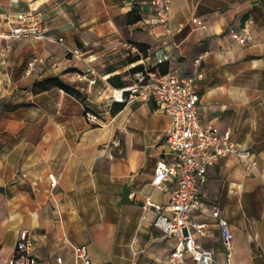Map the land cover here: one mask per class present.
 I'll use <instances>...</instances> for the list:
<instances>
[{"label":"crops","instance_id":"0c3cea01","mask_svg":"<svg viewBox=\"0 0 264 264\" xmlns=\"http://www.w3.org/2000/svg\"><path fill=\"white\" fill-rule=\"evenodd\" d=\"M168 2L166 31L152 22L150 0H0V32L27 8L40 10L44 25L41 39L0 44V264L24 228L37 264H56L58 256L73 261L72 248L81 244L90 264H168L173 244L153 227L155 212L141 201L149 196L164 204L174 185L151 184L157 160L174 158L165 142L171 117L140 98L110 114L114 89L132 83L130 68L139 63L159 73L163 67L202 74L195 84L199 124L230 128L255 165L236 156L209 165L199 183L206 210L192 216L210 221L217 204L228 222L229 256L218 230L203 239L214 250L213 264H264V0ZM133 7L140 19L127 23ZM245 24L252 38L239 44L229 29ZM134 43L146 44L147 55L123 64L138 53L128 48ZM156 49L167 59L155 67ZM115 74L122 87L109 83ZM51 77L81 96L57 86L33 91L36 81ZM87 110L96 121H87ZM48 173L57 178L54 187Z\"/></svg>","mask_w":264,"mask_h":264},{"label":"built area","instance_id":"2783aa9c","mask_svg":"<svg viewBox=\"0 0 264 264\" xmlns=\"http://www.w3.org/2000/svg\"><path fill=\"white\" fill-rule=\"evenodd\" d=\"M42 4L47 0H27ZM155 8L152 22L162 25L169 31L170 20L168 0H150ZM5 13L0 10V20ZM15 24L0 32V44L6 38L33 37L43 38L44 25L42 12L27 8L15 14ZM194 24L205 28L201 20H194ZM231 37L239 44H244L252 38L250 27L245 24L241 31L229 29ZM61 40V39H59ZM130 50H137L129 44ZM77 53V50L74 51ZM167 59V54L160 49L153 53L154 66H159ZM32 62L29 63V67ZM202 77L201 73L191 72L177 74L166 71L159 73L156 68L144 67L132 74V83L122 88L114 89L113 99L126 101L134 99L152 100L155 107L161 109L171 117V129L165 137L168 148L173 152L172 160H157L151 184L161 187L163 183H174L169 190L168 201L164 204L153 201L146 196L141 201L144 209H153L155 217L152 225L161 236L170 241L173 246L168 253V264H186L191 260L193 264H213L214 250L203 243V239L210 236L214 229L218 230L223 247L229 256L232 250L233 235L228 222L221 214L219 205L213 204L210 209V221L194 220L192 212H205L206 201L199 191V183L205 180V172L209 165L217 159L226 156H236L251 166L255 161L251 153L242 148L233 138L230 128L220 130L216 126L202 127L198 122L196 81ZM61 91V90H60ZM119 95V96H117ZM85 118L89 122L97 120V115L90 110L85 111ZM47 178L51 187L57 184L55 174L48 173ZM33 242L28 229L18 232L13 254L7 264H37L33 255ZM74 260L63 262L62 257H56V264H90L86 245L73 246Z\"/></svg>","mask_w":264,"mask_h":264},{"label":"trees","instance_id":"16d2710c","mask_svg":"<svg viewBox=\"0 0 264 264\" xmlns=\"http://www.w3.org/2000/svg\"><path fill=\"white\" fill-rule=\"evenodd\" d=\"M140 19V14L138 12L137 7H133L131 10H129L125 16V20L127 23H134ZM136 48L138 53L135 55H131L130 53L127 55L125 60H123V64H129L133 63L137 60H139L142 57H145L147 55V45L142 43H134L133 44ZM143 69V65L141 63L136 64L132 68H130L131 72H136ZM161 72H165V68L161 67ZM108 81L111 85L115 87H122L124 85V81L121 79L120 74H115L108 78ZM57 86L66 91L67 93H70L74 96L80 97L81 93L78 89L74 88L71 85L66 84L65 82L61 81L57 77H51L47 79H43L40 81H36L33 86V91L39 92L45 89H48L49 87ZM125 105V101H112L110 105V114L114 115L118 111H120L123 106Z\"/></svg>","mask_w":264,"mask_h":264},{"label":"rangeland","instance_id":"374dc122","mask_svg":"<svg viewBox=\"0 0 264 264\" xmlns=\"http://www.w3.org/2000/svg\"><path fill=\"white\" fill-rule=\"evenodd\" d=\"M150 64V63H149ZM131 81H132V77H131Z\"/></svg>","mask_w":264,"mask_h":264},{"label":"bare ground","instance_id":"6f19581e","mask_svg":"<svg viewBox=\"0 0 264 264\" xmlns=\"http://www.w3.org/2000/svg\"><path fill=\"white\" fill-rule=\"evenodd\" d=\"M117 96H119V95H117Z\"/></svg>","mask_w":264,"mask_h":264}]
</instances>
